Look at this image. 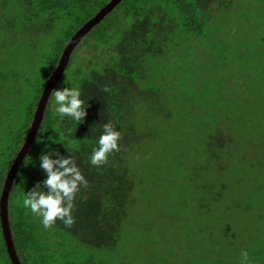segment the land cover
Here are the masks:
<instances>
[{
    "label": "trees",
    "instance_id": "trees-1",
    "mask_svg": "<svg viewBox=\"0 0 264 264\" xmlns=\"http://www.w3.org/2000/svg\"><path fill=\"white\" fill-rule=\"evenodd\" d=\"M109 1L0 0V31L11 35L14 43L5 49L0 45V105L1 99H17L22 109L19 117L15 112L11 114L20 121L7 131L6 147L0 152V197L6 176L29 133L43 89L63 50L75 33ZM230 1L233 0H121L77 43L53 89L62 82L78 87L88 107L85 121L68 118L61 121L54 113L50 95L35 138L10 190L9 224L21 264H121L117 259L101 258L97 254L107 252L112 257L116 250L120 251L118 244L136 189L147 173L149 176L157 173L156 161L152 158L162 155L163 147L173 158L182 153L187 159L193 152L190 158L193 167L180 165L179 170L187 172L192 181L202 174L206 176V183L212 173L220 178L223 175L216 181L217 184L220 180L215 194L241 188L239 181L227 186L231 176L223 174L237 167L236 163L249 169L258 164L259 158L262 174L264 130L242 131V118L229 114L225 118L213 115L201 120V125L194 130L191 116L174 115L185 112L175 108L173 99L166 95V90L173 86L167 67L162 70L155 66L169 45L178 46L180 35L198 38L208 35L218 23L214 12ZM44 33L53 35L48 51L37 47L39 36ZM83 48L95 54L82 56ZM108 122L123 133L120 151L113 153L107 164L96 168L88 163V157L97 145L103 124ZM52 141L57 143L53 147L61 154L68 155L67 149L77 158L89 184L83 189V198H77L75 223L66 227L57 221L45 229L24 208L23 197L45 179L39 168V154ZM247 146L249 149H243ZM233 158L236 160L229 162L235 167L230 168L224 160ZM198 185L206 191L205 183ZM260 196L264 199L263 181ZM261 201L264 206V200ZM262 239L264 230L256 236L259 248L253 255L257 260L251 258L256 264H264ZM50 241H54V252L50 251ZM61 247L64 253L56 254V249ZM0 264H13L1 217Z\"/></svg>",
    "mask_w": 264,
    "mask_h": 264
},
{
    "label": "rangeland",
    "instance_id": "rangeland-1",
    "mask_svg": "<svg viewBox=\"0 0 264 264\" xmlns=\"http://www.w3.org/2000/svg\"><path fill=\"white\" fill-rule=\"evenodd\" d=\"M214 17L218 23L208 35H180L178 46L169 45L165 56L155 63L162 70L167 67L173 86L166 95L173 99L175 108L186 113L174 115L191 116L194 130L201 120L213 115L225 118L227 114L242 118V131L264 130V0L230 1L217 9ZM52 36H39L37 47L48 51ZM13 44L11 35L0 31V45L5 49ZM94 54L88 48L80 51L82 56ZM1 101L0 152L6 147L7 131L20 121L11 114L19 117L22 111L17 99ZM163 151L152 158L157 173H147L136 189L118 244L120 251L112 257L107 252L97 256L117 259L121 264H256L251 259H256L253 254L259 248L256 236L264 230V199L259 198L264 169L260 174V159L249 169L232 165L229 161L235 158L225 159L229 167H235L225 169L223 174L231 176L226 185L236 181L242 185L215 194L223 175L220 178L212 173L206 183L202 174L192 181L187 172L179 170L180 165L193 167V152L186 159L182 153L169 156L165 147ZM235 174L247 177H232ZM198 183H205L206 191ZM54 250V241H50V251ZM60 252L64 253L63 247L56 249V254Z\"/></svg>",
    "mask_w": 264,
    "mask_h": 264
},
{
    "label": "clouds",
    "instance_id": "clouds-1",
    "mask_svg": "<svg viewBox=\"0 0 264 264\" xmlns=\"http://www.w3.org/2000/svg\"><path fill=\"white\" fill-rule=\"evenodd\" d=\"M51 78L52 75L49 76ZM51 97L54 113L61 121L65 118L81 123L85 121L88 107L78 87L62 82L60 87L53 89ZM122 135L113 123H104L88 163L96 168L107 164L110 156L120 151ZM54 144L57 143L46 144L39 154V168L45 179L37 182L23 197L24 208L38 218L45 229L53 227L57 221L66 227L75 223L77 198H83V189L89 184L77 158L67 149L68 155L61 154L58 148L53 147Z\"/></svg>",
    "mask_w": 264,
    "mask_h": 264
},
{
    "label": "water",
    "instance_id": "water-1",
    "mask_svg": "<svg viewBox=\"0 0 264 264\" xmlns=\"http://www.w3.org/2000/svg\"><path fill=\"white\" fill-rule=\"evenodd\" d=\"M120 1L121 0H110L92 19L86 22L75 33L72 39L68 42L67 46L63 50V53L59 59L56 69L53 71L54 75L53 73L51 74L52 78L48 79L47 84L45 85L43 89V92L39 99V102H38V105H37V108L34 114V119L32 121L27 138L25 139V142L22 148L20 149L13 165L11 166L6 176L2 194L0 197V217H1V224L3 228V233H4L7 249L12 259L13 264H21L19 257L17 255V252H16L13 239H12V234H11V229H10V224H9V217H8L9 194L12 188L13 181L16 176V172L35 138L39 125L42 121L44 110L49 100V97L51 95L52 89L55 86L58 79L60 78V76L62 75L63 71L65 70L70 60L74 47L81 40V38L85 35V33L89 31L97 22H99Z\"/></svg>",
    "mask_w": 264,
    "mask_h": 264
}]
</instances>
